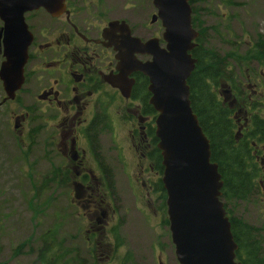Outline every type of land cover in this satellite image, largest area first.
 I'll use <instances>...</instances> for the list:
<instances>
[{
  "label": "flooded vegetation",
  "instance_id": "1",
  "mask_svg": "<svg viewBox=\"0 0 264 264\" xmlns=\"http://www.w3.org/2000/svg\"><path fill=\"white\" fill-rule=\"evenodd\" d=\"M59 1L62 7L54 16L44 9L24 14L31 41L23 85L15 99L7 102L22 93L25 103L10 122L17 137L42 138L50 149L48 158L59 156L54 179L72 183L71 203L87 221L84 243L94 245L98 253L104 247L99 240L103 235L109 237L111 231L106 230L113 221L109 181L128 183L132 192L139 185V204L149 207L153 198L163 201L159 186L163 169L155 137L157 113L149 109L148 80L136 71L127 77L120 74L122 49L129 56L130 70L136 62L152 59L138 53L141 49L127 35L140 44L158 40L156 44L163 48V29L159 21L151 22L156 14L152 0ZM255 72V68L245 72L238 86V98L248 105L249 113L237 103L230 107L238 132L251 125L256 110L264 108ZM115 78L121 79L118 84L128 97L113 87ZM255 151L261 152L256 162L264 171V145ZM260 185L264 193V180Z\"/></svg>",
  "mask_w": 264,
  "mask_h": 264
},
{
  "label": "rangeland",
  "instance_id": "2",
  "mask_svg": "<svg viewBox=\"0 0 264 264\" xmlns=\"http://www.w3.org/2000/svg\"><path fill=\"white\" fill-rule=\"evenodd\" d=\"M229 1L235 4L227 7L223 0H193L198 17L207 28L206 45L221 54L231 50L236 62L235 70L231 68V71L238 81L243 76L239 68H247L246 72L255 68L256 89L264 100V66L256 62L247 65L245 61L254 41L264 38V0ZM3 97L0 84V105ZM237 97L235 92L225 105L229 107L230 101ZM24 103V94L18 93L14 102L0 106V264H32L36 250L49 242L48 235L55 243H61L64 250H72L77 260L74 264H158L159 259L162 264H178L166 223L165 202L153 198L149 207L139 204V185L132 192L128 183H107L113 221L106 233L111 231V234L101 236L99 245L104 247L98 253L94 245L84 243L87 221L82 211L71 203L72 183L54 179L59 156L48 158L50 149L42 138L30 135L21 139L14 134L10 117L21 111ZM259 112L264 116V108L255 111ZM257 167L259 176L263 175L258 162ZM262 175L259 179H264ZM263 201L264 193L258 187L247 201L234 202L229 208L236 218L258 230L256 238L261 240L264 251ZM23 243H29L33 252L28 253L26 247L15 253ZM126 258L128 261H124Z\"/></svg>",
  "mask_w": 264,
  "mask_h": 264
},
{
  "label": "water",
  "instance_id": "3",
  "mask_svg": "<svg viewBox=\"0 0 264 264\" xmlns=\"http://www.w3.org/2000/svg\"><path fill=\"white\" fill-rule=\"evenodd\" d=\"M163 28L161 48L158 40L140 44L134 40L141 55L152 57L146 63L136 62L128 69V54L122 49L120 60L123 77L131 71L148 80V104L157 113L155 137L161 155V183L166 194V213L178 264H241L236 261L238 246L221 200L223 181L218 165L211 162L209 140L203 134L190 101L187 83L197 60L192 51L198 32L192 26L189 0H152ZM62 7L59 0H0V83L5 94L3 102L15 99L23 85V69L31 36L24 24V14L44 9L55 15ZM154 43V47L150 45ZM120 78L111 81L119 86ZM226 103L231 92L221 86ZM233 102L229 103L232 106ZM16 129V127H14Z\"/></svg>",
  "mask_w": 264,
  "mask_h": 264
},
{
  "label": "trees",
  "instance_id": "4",
  "mask_svg": "<svg viewBox=\"0 0 264 264\" xmlns=\"http://www.w3.org/2000/svg\"><path fill=\"white\" fill-rule=\"evenodd\" d=\"M223 2L227 7L235 4L229 0H223ZM189 4L192 10V25L199 32L196 40L197 46L192 51L197 64L187 81L190 87L191 108L198 118L203 134L209 140L211 162L218 165L223 181L221 199L230 220L231 233L238 246L236 260L241 264H264L263 246L261 240L256 238L258 230L236 218L229 208V205L234 202L247 201L260 187L257 179L262 174L259 176L256 162L260 151H256V155L253 152L255 146L262 147L264 145V116L261 112L253 114L251 125L238 133L233 110L221 101L216 88L219 87L221 81L232 86L239 95L238 86L243 76L238 81L234 71H231V68L235 70L236 66L235 55L231 53V50L221 54L206 45L207 28L199 19L193 0H189ZM245 61L247 65L256 62L264 66V38L258 37L254 41L252 47L247 50ZM231 63L235 64L231 67ZM238 70L244 75L247 68ZM251 71L254 72V69ZM236 103L240 109L246 110L248 107L238 97ZM149 109L153 111L151 106ZM239 136L240 138L236 139ZM252 143H254V148ZM160 191L162 199L165 200L164 191ZM50 237L48 235V243L46 242L41 249L36 250V257L32 264L77 263L71 254L72 250H64L61 243H55ZM116 246H120V243H117ZM26 247L28 253L33 252L29 243H23L15 249V253H19ZM92 254L90 255L92 256ZM124 261H128L127 258Z\"/></svg>",
  "mask_w": 264,
  "mask_h": 264
}]
</instances>
